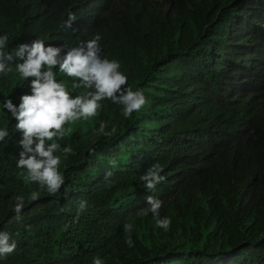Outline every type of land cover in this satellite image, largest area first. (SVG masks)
Returning <instances> with one entry per match:
<instances>
[{
	"label": "clouds",
	"instance_id": "1",
	"mask_svg": "<svg viewBox=\"0 0 264 264\" xmlns=\"http://www.w3.org/2000/svg\"><path fill=\"white\" fill-rule=\"evenodd\" d=\"M158 86L177 88L170 104L192 121L144 156L140 211L163 234L173 220L162 195L172 199L204 241L197 264H264V0H0V148L50 195L65 184L61 165H85L131 131L133 113L163 103ZM23 206L17 196V220ZM87 207L79 201L77 219ZM236 226L252 231L244 245ZM16 247L0 232V258Z\"/></svg>",
	"mask_w": 264,
	"mask_h": 264
},
{
	"label": "trees",
	"instance_id": "2",
	"mask_svg": "<svg viewBox=\"0 0 264 264\" xmlns=\"http://www.w3.org/2000/svg\"><path fill=\"white\" fill-rule=\"evenodd\" d=\"M166 62V59H161ZM158 86L157 99L163 103H146L132 117L126 119L131 131L119 139L111 136L97 146L86 159L61 165L65 184L55 195H50L39 183L22 179L11 170L15 155L0 148V232H8L16 242L15 251L0 264H197L205 252L204 241L179 220L172 199L166 209L173 224L168 231L158 234L152 214H143L146 197L150 193L140 176L146 171L143 158L172 141L166 128L180 131L192 117L185 107H175L172 90ZM188 102V104H190ZM171 116L177 121L171 122ZM9 121L0 117V127ZM146 129L150 136H135ZM145 160V159H144ZM115 161V166L113 165ZM78 164V169L74 167ZM112 175L106 179V173ZM32 192L39 198L31 199ZM161 196V183L154 190ZM24 197L20 219H16V197ZM80 200H87V209L77 219ZM264 224V214L259 216ZM132 223L130 233L134 247H128V233L124 225ZM234 227L235 240L244 245L251 238L248 227ZM248 237L240 242L238 235Z\"/></svg>",
	"mask_w": 264,
	"mask_h": 264
}]
</instances>
